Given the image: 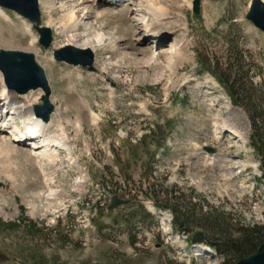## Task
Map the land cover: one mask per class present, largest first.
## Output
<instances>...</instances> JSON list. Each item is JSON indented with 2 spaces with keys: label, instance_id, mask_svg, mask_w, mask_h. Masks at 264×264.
I'll list each match as a JSON object with an SVG mask.
<instances>
[{
  "label": "rangeland",
  "instance_id": "rangeland-1",
  "mask_svg": "<svg viewBox=\"0 0 264 264\" xmlns=\"http://www.w3.org/2000/svg\"><path fill=\"white\" fill-rule=\"evenodd\" d=\"M193 1L161 6L175 14L177 32L162 43L141 40L146 0L102 4L106 14L98 20L85 0H57L54 13L40 3L43 25L54 33L49 49L29 21L4 10L10 19L0 16V48L33 53L44 68L55 105L51 134L65 125L70 151L35 158L30 145H14L13 122L19 132L26 129L6 101L0 103V120L9 124L0 138L28 153L0 161V254L8 258L0 264H225L217 254L199 257L189 236L174 230L173 202L166 197L180 194L183 205L198 206L193 231L208 212L225 215L232 227H264L262 164L251 146V122L215 76L219 70L223 77L239 74L246 87L262 84L255 96L264 100V34L246 18L251 0H201L200 15ZM74 8L90 13L80 30L61 34ZM83 23L118 42L115 53L95 54V72L54 59L69 40L92 39ZM183 45L188 49L167 57ZM143 63L150 68L136 65ZM66 91L73 94L68 101ZM29 94L41 103L42 91ZM235 132L242 141L233 139ZM47 190L55 195L47 197ZM116 194L132 203L109 211Z\"/></svg>",
  "mask_w": 264,
  "mask_h": 264
},
{
  "label": "bare ground",
  "instance_id": "bare-ground-1",
  "mask_svg": "<svg viewBox=\"0 0 264 264\" xmlns=\"http://www.w3.org/2000/svg\"><path fill=\"white\" fill-rule=\"evenodd\" d=\"M57 0H40L41 5H43L48 11L51 13L55 12V2ZM87 3H91V10H93V14L96 15V19H103L105 17L106 11L101 10L99 7L102 6V4H110V7H114L116 5H121L123 2L122 0H85ZM165 1H169L172 4H174L175 0H146V3L149 7V10L143 11V9H139V12H144L146 15L143 17L139 16L140 23V29H143L144 32V38L141 39L143 42L148 43L151 40H154L156 43H162L164 40L167 39L169 36L176 35L177 32H175V29L171 28L173 24L172 16H175V14H171L169 11H165L163 7H161ZM128 3V2H127ZM130 3V2H129ZM134 3L131 2L130 5H133ZM141 5V3L139 4ZM80 7V6H79ZM130 7V6H128ZM140 7V6H139ZM77 9V8H76ZM76 9L68 14L66 23L61 24V34H66L67 32H76L80 30V27L82 25L83 19L82 17H87L90 13L87 12L85 9H83L82 14L85 16H81L76 12ZM98 9V11H97ZM86 11V12H85ZM134 11V10H133ZM0 16L4 17L6 19H10L9 16L0 8ZM153 17V18H150ZM85 21V20H84ZM51 25H56V20L54 18H51ZM83 26L87 29L88 32L92 31L90 30V26L83 23ZM28 34L32 35V30L30 27L27 29ZM99 30L92 31L91 36L92 39L87 38H80V42L78 43L79 39H76V42L74 40H69V44L67 45H73L75 43L76 45H73L75 47H78L80 49L84 50H90L94 54H97L99 51H105L107 54L115 53L116 47L118 45V42L115 38L110 37L106 34H103L102 32H98ZM175 32V33H174ZM140 41V40H139ZM37 41L32 40L31 46L34 47L36 45ZM1 49V48H0ZM188 49V45L185 47L183 45L180 46L177 49L172 48L169 51V54L167 57H174L175 52H182L184 50ZM151 51V50H150ZM147 64H150L147 63ZM136 65H142L145 68L149 69L150 66L143 64H136ZM169 66V65H167ZM108 67L103 68V73L109 77ZM173 72V70H172ZM112 82H117L111 79ZM0 103L6 101L8 104L9 113L12 112V114L17 115V120L22 121L23 128L26 129L24 133L19 132V129L15 127L14 136H11V141L14 142V145L21 146L22 143L18 142V139L20 137H25L26 133L30 132V134L33 135V137H39V143L37 142H30L26 143L27 145H30L32 151L31 156L32 157H48V156H57L56 150H62L68 153L69 156V139H68V130L65 125L58 124L59 126H56V130L54 131V134H51V125L52 123L44 122L40 117L36 116L34 109L36 104L38 103L37 99H33V102L30 101V94H19L14 92L13 90L8 89L7 85L5 84L4 78L2 73L0 72ZM69 91V90H68ZM32 95V94H31ZM73 94L66 91L67 101L70 99L69 96H72ZM88 99V97H84ZM41 101V99H40ZM6 107V108H7ZM92 116V125H98V122L100 118L98 115H96L93 111H91ZM91 119V118H90ZM69 124V123H68ZM1 128H0V135H2V131L9 128V124H7L5 121L0 122ZM75 129L78 132L82 131V124L80 122H76L74 124ZM53 133V132H52ZM233 139H239V141L243 140V137L241 138V135L237 132L233 133ZM31 141V140H30ZM25 142V140H23ZM41 143V144H40ZM10 143V141L0 138V161L1 163H11L13 160H23L24 158H27L28 153L26 151H23L19 149L17 146H14ZM41 150V151H40ZM38 151H40L38 153ZM10 165V164H9ZM3 167H6L4 165ZM245 167V166H244ZM11 180H14L12 177ZM50 184L52 182L50 181ZM15 185V184H14ZM17 185H15L16 187ZM49 188V184L47 185ZM48 195L47 197H52L55 195V192L52 190H47L44 195ZM2 206L0 204V211H2Z\"/></svg>",
  "mask_w": 264,
  "mask_h": 264
},
{
  "label": "water",
  "instance_id": "water-1",
  "mask_svg": "<svg viewBox=\"0 0 264 264\" xmlns=\"http://www.w3.org/2000/svg\"><path fill=\"white\" fill-rule=\"evenodd\" d=\"M0 7L10 10L25 18L33 25L40 35V44L49 49L53 43V31L42 24V14L39 0H0ZM193 10L196 15L201 13V0H195ZM247 19L264 33V1L252 0ZM54 59L57 62L66 63L72 66H81L87 71H96L94 67L95 54L90 50L80 49L75 46H66L54 52ZM0 71L9 89L19 94H27L30 91L42 90L41 104L35 106V113L45 122H49L51 115L55 111V106L51 102L52 89L44 68L38 64L34 54L22 51L0 50ZM206 150L214 154L213 148ZM130 204L129 200H123L119 195L113 197L109 211H115L121 206ZM6 255L0 254V261H7ZM236 264H264V243H262L256 253L238 261Z\"/></svg>",
  "mask_w": 264,
  "mask_h": 264
},
{
  "label": "trees",
  "instance_id": "trees-1",
  "mask_svg": "<svg viewBox=\"0 0 264 264\" xmlns=\"http://www.w3.org/2000/svg\"><path fill=\"white\" fill-rule=\"evenodd\" d=\"M225 77L216 70L215 76L229 91L230 97L234 102L244 108L249 116L252 126L251 146L255 149L261 159V170L264 180V100L255 96L259 89H263L262 84L250 85L246 87V82L237 74L234 78L230 74H224ZM237 91H242V95L237 94ZM173 197V196H172ZM180 197L174 195V199L170 208L174 214L173 226L177 233L183 236H189L191 245L201 244L214 249L217 254L222 257L225 264H235L236 262L249 257L256 253L259 246L264 243V227L246 226L242 224L235 227L226 222L225 215L217 212H208L202 216L205 220L204 224L195 229H190L193 226L191 219L197 217V205H183ZM202 214V213H201ZM134 245V239L131 240ZM168 264H173L172 261Z\"/></svg>",
  "mask_w": 264,
  "mask_h": 264
}]
</instances>
